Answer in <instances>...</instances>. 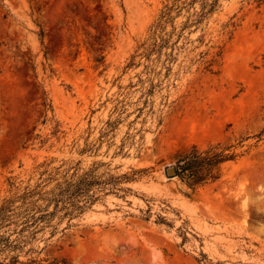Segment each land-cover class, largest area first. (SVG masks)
<instances>
[{
    "label": "rangeland",
    "instance_id": "374dc122",
    "mask_svg": "<svg viewBox=\"0 0 264 264\" xmlns=\"http://www.w3.org/2000/svg\"><path fill=\"white\" fill-rule=\"evenodd\" d=\"M173 1L0 0V202L86 173L97 197L24 264H264V0L173 11L149 58ZM218 143V179L168 174Z\"/></svg>",
    "mask_w": 264,
    "mask_h": 264
},
{
    "label": "trees",
    "instance_id": "16d2710c",
    "mask_svg": "<svg viewBox=\"0 0 264 264\" xmlns=\"http://www.w3.org/2000/svg\"><path fill=\"white\" fill-rule=\"evenodd\" d=\"M197 3L200 4L199 9H195ZM220 4L221 0H174L172 4H167L156 25L154 40L144 53L150 58L153 53L160 56L167 47L174 48L177 41L172 43V40L176 33V25L173 24L172 30H167V24L174 23L175 20L173 11L181 14L185 8L189 12L194 8L195 11L189 14L185 24L192 18V23L199 24ZM167 54L169 57L173 56L171 52ZM221 147L220 143L210 145L205 150L193 146L181 153L174 164L175 176H179L192 187L218 179L221 164L236 157L235 153L227 152L229 148ZM94 184L95 181L86 173L77 179L59 183L50 190L37 187L4 198L0 202V264H24L21 253L32 250L25 251L24 247L38 231L47 226L56 228L54 221L57 217H71L77 212H82L88 204L96 200L95 193L90 192ZM14 234L16 237H13ZM33 260L31 258V261Z\"/></svg>",
    "mask_w": 264,
    "mask_h": 264
},
{
    "label": "water",
    "instance_id": "95a60500",
    "mask_svg": "<svg viewBox=\"0 0 264 264\" xmlns=\"http://www.w3.org/2000/svg\"><path fill=\"white\" fill-rule=\"evenodd\" d=\"M167 171H168V174L170 176H175L176 175V168H175L174 165L169 166L168 169H167Z\"/></svg>",
    "mask_w": 264,
    "mask_h": 264
}]
</instances>
